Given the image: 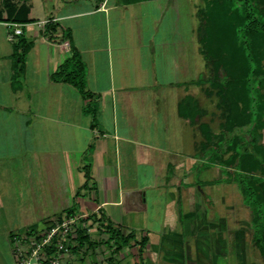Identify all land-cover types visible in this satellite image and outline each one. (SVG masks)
I'll return each mask as SVG.
<instances>
[{"label":"crops","instance_id":"crops-1","mask_svg":"<svg viewBox=\"0 0 264 264\" xmlns=\"http://www.w3.org/2000/svg\"><path fill=\"white\" fill-rule=\"evenodd\" d=\"M11 3L0 5V264L15 263L14 237L42 231L70 207L93 222L91 244L63 253L62 264H264L238 185L219 164L215 183L197 179L208 160L196 156L194 120L179 111L204 75L191 21L198 7L192 14L189 0ZM13 17L32 19L22 24L32 46L15 88L6 37ZM47 19L56 24L51 38L41 35ZM64 29L97 96L93 128L88 99L50 79L70 53ZM259 186L264 196V177ZM100 216L133 236L105 242Z\"/></svg>","mask_w":264,"mask_h":264},{"label":"trees","instance_id":"trees-1","mask_svg":"<svg viewBox=\"0 0 264 264\" xmlns=\"http://www.w3.org/2000/svg\"><path fill=\"white\" fill-rule=\"evenodd\" d=\"M0 5L11 9L12 3L11 0H0ZM259 10L254 0H203V5L197 9L199 22L196 35L202 55L213 67L211 84L218 88L219 100L230 105L223 124L227 138H220V145L208 150L206 157L211 161L216 156L226 181H233L238 185L244 203L251 210L252 243L257 245L264 255V196L259 186L264 177V13ZM29 21L32 19L19 20L13 17L11 20L21 24ZM55 31L56 24L47 19L41 35L51 38ZM61 39L68 41L70 53L50 73V79L71 84L84 99H88L83 110L91 115L90 125L93 128L97 126V96L85 87L86 67L71 42L70 31L64 29ZM11 43V83L15 88L21 82L23 62L32 46V40L22 32ZM210 80L201 74L194 84L201 85ZM179 111L182 115H188L190 120L196 121L199 107L191 95H185L180 101ZM198 126L206 137H214L205 129V124L199 123ZM236 129L245 137L226 157L224 155L227 151L219 153L218 150H225L227 145L239 136ZM229 167H232L233 172ZM84 175L85 182L81 187H86L89 180L87 170ZM73 210V207H70L65 212L70 214ZM98 228L107 234L105 242L119 239L123 244L133 236L131 232L121 234L102 216L98 219ZM75 238L76 244L72 249L85 243L91 244L86 229H77ZM145 242L146 238L142 237L138 242L139 248Z\"/></svg>","mask_w":264,"mask_h":264},{"label":"rangeland","instance_id":"rangeland-1","mask_svg":"<svg viewBox=\"0 0 264 264\" xmlns=\"http://www.w3.org/2000/svg\"><path fill=\"white\" fill-rule=\"evenodd\" d=\"M189 1H190V6H191L190 9L192 11V14L196 7L199 8L203 5V0H189ZM254 3L257 6V8L260 9L259 11H262L264 13V0L262 1L254 0ZM191 21L193 23L195 22V25H197L199 22L198 17H196L195 14L194 16L192 15ZM198 52L203 59L204 75L205 77L211 79L210 81H206L201 85H195L192 89V94H191V96L195 99L199 107V113L197 115L196 121H194L196 156L205 158L206 154L208 153V150H210L213 147L219 146L221 143V141L219 142V140L223 138H227V135L224 133L223 130L224 129L223 124H224L225 115L230 105L227 102L224 101L221 102L219 100L218 88L211 84L214 75L212 64L208 59H206L202 55L199 44H198V49L196 48V56H195L197 64L200 62L198 58L199 57ZM199 123L205 124L206 125L205 129L209 131V133H212L214 137L213 136L206 137L201 131V128L198 126ZM236 131L239 134V136L236 139L234 138V140L231 141L229 145H227L225 150L222 149L218 150L219 153L227 151V153L224 155L226 157L231 151H234L237 148L239 143H241V141L245 137L243 136V134H241V131L239 129L238 130L236 129ZM209 140L210 142H208ZM206 160H208V158H206ZM217 164H218V158L216 156H214V158L211 161L208 160V163L207 164L205 163L204 166L202 167L204 173L202 175H199V171H198V174H196L197 179L199 178L202 181L207 182L209 184L215 183L213 177L218 175ZM212 168L213 169L215 168L214 172H209L213 170ZM231 168L232 167H229L230 171L233 172V169ZM226 182L230 183V181H226Z\"/></svg>","mask_w":264,"mask_h":264},{"label":"built area","instance_id":"built-area-1","mask_svg":"<svg viewBox=\"0 0 264 264\" xmlns=\"http://www.w3.org/2000/svg\"><path fill=\"white\" fill-rule=\"evenodd\" d=\"M46 21H41V24L43 25ZM6 24L10 28L6 37L12 42L23 32L22 24L17 22ZM92 224V221L86 219L85 214L71 213L45 226L38 233L35 232L24 238L14 237L16 257L14 264H62L61 255L69 252L76 244V230L88 231Z\"/></svg>","mask_w":264,"mask_h":264}]
</instances>
